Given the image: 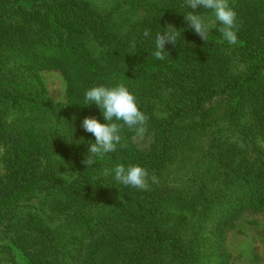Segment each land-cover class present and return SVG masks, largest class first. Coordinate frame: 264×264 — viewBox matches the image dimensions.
<instances>
[{
    "label": "trees",
    "instance_id": "16d2710c",
    "mask_svg": "<svg viewBox=\"0 0 264 264\" xmlns=\"http://www.w3.org/2000/svg\"><path fill=\"white\" fill-rule=\"evenodd\" d=\"M185 2L139 0L143 18L119 29L84 0H40L36 10L29 0H0V264H18L14 250L27 264H228L226 230L244 212H264V149L251 135L264 136V0H229L238 47L203 41L185 20ZM169 24L185 42L166 44L170 55L157 59L154 37ZM239 61L248 70L236 73ZM50 69L67 80L63 102L40 75ZM117 83L137 96L155 141L139 150L125 129L126 147L86 168L95 137L82 121H105L95 105L79 104L86 89ZM232 130L242 146L228 140ZM196 138L210 139L198 165L213 166H196L186 189L167 188L165 170ZM56 142L74 162L73 179L60 177ZM120 163L145 167L156 188L148 194L104 174Z\"/></svg>",
    "mask_w": 264,
    "mask_h": 264
},
{
    "label": "clouds",
    "instance_id": "9594fccd",
    "mask_svg": "<svg viewBox=\"0 0 264 264\" xmlns=\"http://www.w3.org/2000/svg\"><path fill=\"white\" fill-rule=\"evenodd\" d=\"M184 7L190 11L183 12L189 26L203 41H207L208 34L213 30L220 32L222 40L229 45L238 43L237 12L229 0H186ZM209 10L214 16V21H209L199 10ZM162 27V26H161ZM153 40L154 50L152 55L157 59H164L170 55L166 44L173 47L181 45V38L185 42L181 29L171 24L162 27ZM145 36L149 32L145 31ZM81 106L95 105L101 112L104 121L94 117H85L82 121L83 129L95 137V142L87 143L85 159L82 161L87 167H93L108 153H113L117 148L126 147L123 132L125 129L142 137L147 128L148 115L141 110L137 96L123 83L114 85L99 84L84 91ZM72 129V128H71ZM71 131V141L72 142ZM67 139L68 137L65 136ZM69 140V139H68ZM79 144L82 142L74 141ZM104 174H110L118 185L146 190L149 187L148 170L140 164H117L111 170L105 169ZM152 182L156 178L153 176Z\"/></svg>",
    "mask_w": 264,
    "mask_h": 264
},
{
    "label": "rangeland",
    "instance_id": "374dc122",
    "mask_svg": "<svg viewBox=\"0 0 264 264\" xmlns=\"http://www.w3.org/2000/svg\"><path fill=\"white\" fill-rule=\"evenodd\" d=\"M90 3L94 8L109 12L114 17V22L117 23L119 29L124 28L126 25L141 20L145 15V12L140 6H137L139 0H84ZM30 6L33 9L42 7L40 0H29ZM212 21V20H209ZM213 22V21H212ZM210 39L228 44L222 40L221 34L217 30H213L208 34ZM242 41L238 37V43L234 46H241ZM235 72L239 73L240 69H247L248 66L242 61L238 62ZM264 76V72L262 73ZM44 83L56 102H63L67 92V80L60 72L56 69L43 70L40 72ZM242 125L248 127L252 124L248 117L241 120ZM229 141L243 145L242 137L237 131H231L227 134ZM255 139L257 145L264 149V136L258 134L256 130L251 133ZM155 141L154 129L147 125L146 131L142 137L133 135L131 137L132 144L139 150L148 151ZM210 139L208 138H196L188 152L187 156L182 160H179L165 170L160 183L165 185L167 188L180 185L181 189H186V184H181L185 181L196 169V166H213L210 162L198 165L205 156V152ZM53 148V149H52ZM63 144L58 142L51 145L52 157L55 162L60 163L62 173L61 178L70 180L75 177L76 169L73 160L70 157H64L65 153L63 150ZM66 156V155H65ZM6 153L0 145V179L5 173ZM203 167L202 169H205ZM157 185V181L152 182L149 179V187L146 189L147 193H151ZM119 200V199H118ZM117 201V200H116ZM115 201V202H116ZM222 249L227 254L228 264H264V212L247 211L238 216L235 221L232 222L231 226L226 230L224 240L222 242ZM14 262L18 264H27V258L19 250L13 251ZM218 258L213 257L209 260V264H217Z\"/></svg>",
    "mask_w": 264,
    "mask_h": 264
}]
</instances>
